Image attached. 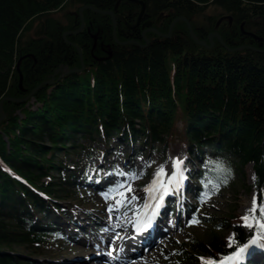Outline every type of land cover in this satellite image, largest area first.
<instances>
[{"label": "trees", "instance_id": "obj_1", "mask_svg": "<svg viewBox=\"0 0 264 264\" xmlns=\"http://www.w3.org/2000/svg\"><path fill=\"white\" fill-rule=\"evenodd\" d=\"M143 1L151 19L164 14L160 27L164 33L174 18L183 15L198 38L207 42L210 32L218 31L230 47L246 44L242 23L245 30L264 38V0ZM116 2L0 0V100L27 96L61 64L79 67L77 50L62 39L64 31L78 27L79 16L71 13L76 14L83 5L113 10ZM68 5L72 11L65 15L67 23L52 18ZM126 5L139 7L123 0L118 12ZM209 10L214 13L207 15ZM83 15L86 22L95 20L93 32L100 29L104 42L111 46L112 58L62 79L52 90L42 86L33 96L39 104L35 110L28 102L3 104L0 264H36L19 255L32 256L47 246L48 235L35 228L42 225L35 223L36 214L48 216L54 201L75 198L72 187L80 179L79 167L88 172L92 166L72 161L71 153L86 147L80 139L131 137L143 140L164 157L167 151L199 157L205 147H211L231 158L229 164L242 178L246 177L245 167L252 163L255 185L264 197V52H228L217 40L211 49L200 46L183 21L174 26L182 34L173 31L171 38H161L146 48L120 46L114 41L109 16L91 10ZM225 15L233 18L232 24L224 20L216 28L217 20ZM200 17L203 22L197 24L195 19ZM124 18L133 22L136 15L131 12ZM34 21L35 36L22 40ZM75 37L78 44L92 45L89 35L84 40ZM118 39H122L119 29ZM26 55L30 56L20 64L26 89L22 91L16 64ZM58 154L64 158L57 161ZM46 177L50 180L45 181ZM227 220L228 225L233 221L231 216ZM233 229L239 242L244 239L240 227ZM220 240L214 236L206 244L199 243V248L205 254H221L226 249ZM186 259L195 264L192 255L187 254Z\"/></svg>", "mask_w": 264, "mask_h": 264}, {"label": "rangeland", "instance_id": "obj_2", "mask_svg": "<svg viewBox=\"0 0 264 264\" xmlns=\"http://www.w3.org/2000/svg\"><path fill=\"white\" fill-rule=\"evenodd\" d=\"M67 11H72L71 6L68 5L67 8L65 7L64 9H59L58 11H56L55 13L52 14V18L55 20H60L63 24H65V23H67L66 17H65ZM213 13H214V10H209L207 12V15L213 14ZM163 21H162V23H163ZM195 21L197 24H201V22H203V17L202 18L201 17L196 18ZM128 23L132 24V22H128ZM119 24H121V26L124 28V25L122 24V22ZM121 26H119V28H122ZM169 26H170V24H169ZM160 27L157 29L160 30ZM36 29H37V22L34 21L31 28L22 37V40H25L31 36H35ZM179 29L180 28L174 29V27H173L172 31L181 32ZM162 31H163V29L161 30V32ZM216 32H218V31H216ZM147 33H151V32H147ZM178 34H182V32L178 33ZM147 35H150V34H147ZM172 35H173V33H172ZM219 35L222 37V35L220 33H219ZM100 40L104 41L103 37L101 39H99V41ZM214 41H216L215 38H214ZM246 44L250 45L249 42H246ZM52 89H53L52 86H50L48 90H52ZM35 101H36V99L33 97L27 103L28 105H31V109H33V110H35L39 105ZM20 116L23 117L21 115V113H20ZM79 142L80 143H88L87 140L84 141L83 139H80ZM96 143L99 144L100 142H96ZM96 143L93 144L94 147L96 146ZM66 144L69 145L68 140L66 141ZM130 145L121 143L119 141L114 143V145H113V148L116 151L127 150V152L129 154L131 153V151H136V153H138V155L135 156V158L131 160L132 166H133L131 172L135 173L138 178L133 179L132 176H130V175L129 176L128 175H122L119 178L120 184H122V182H121L122 177L125 178L124 185H126L128 183L132 184L131 189H130V200H127V202L122 203V204H128L129 203V205H131V207H129L127 209L128 211L127 210L124 211V213L127 216L131 213L132 214L136 213L135 209H136V207L139 206L137 198L132 199V197L135 196V189L137 187L143 186L145 184V182L148 183L150 177L151 178L153 177V174L156 172L157 168L161 164H164L165 169L168 170V172L166 174H170V172L172 170L173 158H179L182 161L185 159L184 156L180 157V155H175V154L173 155V154L167 153L169 156V159L164 160L163 157H160L158 155H155V157H153L151 151H149L145 146H141L140 143L133 145L132 148ZM71 156H72L71 157L72 161H74L76 153L74 152V156L73 155H71ZM63 158L64 157L62 156V154H58L56 156L57 161H59ZM120 159L121 160H119L118 156H113L110 158L109 163H117L118 165H123L122 161L126 162V159L124 157H121ZM185 161H183L184 166L183 165L182 166H183V168L186 169L187 168V166H186L187 162L185 163ZM129 168H130V166L127 165V166H125V168L123 167L122 169L127 171ZM245 173H246V177L243 179H241V178L236 179L233 187L230 190L225 191L222 194V196L217 200L215 207L211 208V210L209 211L213 215V217L216 219V222L214 220L213 224H207L205 226H198L195 229L190 230V231L189 230L181 231V229H180L179 231L170 235V237L167 240L168 243L166 244L165 247L157 248V249L153 250L152 252H150L148 254L147 258H144L141 261L135 262L132 264H177V259L175 257L177 249L184 250V251H191L194 248L196 241H199V240L205 241L206 240L205 242H207V240L210 238V236L214 232H219L222 236H225L227 238L229 235H232V233L230 232L231 230L227 227V224L224 222V220H226L225 218H227L229 216L228 215L229 213L233 212L230 214V216L234 215L233 216L234 218H239L238 221H241V217L245 214L246 210L251 207L252 197H253V194L255 193L253 188L248 190V187L253 183V179H254V173H253V169H252L251 165H247L245 167ZM99 174H101V173H99ZM121 191H123V190L121 189ZM85 195H88V194L85 193L84 196ZM118 198L119 197L115 196V195L110 196L109 197L110 205H105L103 203L105 201L102 200L101 196L93 194V195H91V198L88 201L89 204L85 205V206L88 207L90 211L105 210L106 208H107V211H110V208L117 206L116 201ZM101 216H102V214H101ZM116 217L118 218V215H116ZM63 220H65V218ZM241 223H240V225L243 228H245L246 230H251L247 226H245L242 221H241ZM217 224H223L224 229L218 230ZM112 225H114V224H112ZM189 233H191V234H189ZM153 242H154V239H153ZM49 246L50 247H48L47 250L44 249L41 254L35 255L33 257L35 259H37L42 264H47V263L48 264H58V262H62L61 264H66V261H67V264H76V263L77 264H86V261L83 260L82 257L77 258L73 262L69 261L71 257H76L78 255V253L76 251H77V249H79V247H77L76 249L73 250V248L69 247L70 245H64V244H58V243H53L52 245H49ZM206 254L209 257L213 256V254L210 252H208ZM85 255L86 254H83V256H85ZM89 264H90V262H89Z\"/></svg>", "mask_w": 264, "mask_h": 264}, {"label": "water", "instance_id": "obj_3", "mask_svg": "<svg viewBox=\"0 0 264 264\" xmlns=\"http://www.w3.org/2000/svg\"><path fill=\"white\" fill-rule=\"evenodd\" d=\"M121 1L123 0H117V2L114 5L113 10L111 9H107V10H103V9H99L93 5H83L82 7H80L78 9V12L76 13L77 16H79L80 19V25L78 27H76L75 29H71V30H66L62 33V39L64 40V43L67 44L68 46H72L74 47L77 52H78V60L80 63L79 67H69L68 65L65 64H61L59 65V67L55 68L54 71L52 72V74L50 75V77L41 82L40 84H38L27 96L23 97V98H15V97H10V96H5L0 100V122H2L5 118H6V114L4 113L3 110V104L5 101H10L13 103H24L27 102L29 99L33 98L34 94L36 93L37 90H39L42 86L46 85V86H52L54 84H56L57 82L61 81L63 78L74 75V74H78L81 73L82 71L85 70V68L87 67L88 62H104L107 61L108 59L112 58L113 56V51L111 49V46L108 45L104 50H105V55L103 58H98L97 56H100V54L98 53L97 50H94V48L96 47L97 44V35H93L92 36V45H81L78 44V42L73 39V37H77L79 35H81L84 27H85V18H84V12L86 10H91L97 14H102V15H108L111 18V24H112V35L114 38V41L116 42L117 45L120 46H128V45H135L138 46L140 48H146L149 43H150V39L146 36L147 32H152L154 33L157 37L153 40V42L155 41H159L160 38H165V39H169L172 36V30L174 25L179 22V21H183L185 22L186 26H187V30L189 32L190 37L193 39V41L201 46H206L211 48L214 45V38H217L219 40V42L225 46L227 48V50L229 52H235V51H241L243 49H251L253 51H257V52H264V49L262 48L264 45V38L260 37L252 32H248L244 30V24L242 23L241 25V32L243 35L249 36L251 37L253 40H256L259 42L258 46H254V45H241V46H237L234 48H230L228 47L224 40L222 39V37L219 35L218 32L213 31L208 35L209 38V42L210 44L208 45L207 42L205 40L199 39L194 31V28L190 22V20L188 18H186L185 16H178L175 19H173V21L170 23L169 26V30L167 33H162L160 32L158 29L156 28H149V26H151L152 22L151 21H147L143 24V27H148L147 29H145L141 35H142V40L144 41V43H141L139 40L131 38V39H127L125 41H120L118 39L117 36V17L115 14V11L118 9ZM130 1L132 3H136L140 6V12L137 16L136 22L134 24H129L126 19L124 18L123 21L125 24H127L130 28L134 29L137 26H139L140 21L143 18V15L145 13V9H146V4L143 0H127ZM164 14L160 13L158 15V17L156 18V24H159V22L161 21V19L163 18ZM229 20V22H232V17L231 16H222L216 23V27H218L220 25V23L223 20ZM120 23V22H119ZM96 33V32H94ZM75 37V38H76ZM122 37V36H121ZM123 38V37H122ZM94 50V51H93ZM27 56L30 55H26L22 58H20L17 62V71L19 72V86L21 88L22 91H26V89L23 87V74L21 73L20 70V64L23 58H26Z\"/></svg>", "mask_w": 264, "mask_h": 264}, {"label": "snow or ice", "instance_id": "obj_4", "mask_svg": "<svg viewBox=\"0 0 264 264\" xmlns=\"http://www.w3.org/2000/svg\"><path fill=\"white\" fill-rule=\"evenodd\" d=\"M183 161L179 158H173L172 170L170 174L165 169L164 164H161L156 172L153 174L152 180L148 185L144 186L145 192L149 194L151 199L155 201V208L160 206V203L163 200L164 195L167 192L172 191V185L180 186L181 182L185 179ZM221 167H223L221 165ZM122 175H130L133 179L138 178L135 173L128 172L122 173ZM227 181H225L226 183ZM124 188V184H115L113 185L108 192L102 193L106 198L109 196L115 195L119 198L117 199V205L127 202L128 197L124 195V192L121 189ZM131 189V185L127 186V190ZM137 197L133 196L132 199ZM153 209V213L155 212ZM257 211H259V216H257ZM154 219V215H146L140 217L138 214L137 221L133 225L137 231H143L144 229L151 226V222ZM241 221L249 229H254L250 234V237L244 242H238L235 239L236 233L229 235L228 247L231 248L235 245L234 250L229 251L226 255H222L219 259L214 257H204L201 256L200 260L204 264H241V261L245 260L246 257H250L255 249H264V199L259 200L257 194H253L251 207L248 208L245 214L241 217ZM193 222H197L196 217H193Z\"/></svg>", "mask_w": 264, "mask_h": 264}, {"label": "flooded vegetation", "instance_id": "obj_5", "mask_svg": "<svg viewBox=\"0 0 264 264\" xmlns=\"http://www.w3.org/2000/svg\"><path fill=\"white\" fill-rule=\"evenodd\" d=\"M133 4H136V3H133ZM138 5V4H137ZM139 6V5H138ZM118 10L119 9H117L116 11H115V14H116V17H117V23H118V26H117V28L121 31V35H122V40L123 41H125V40H127V39H131V38H134V39H137V40H139L141 43H144V41L142 40V35H141V33L145 30V29H147L148 27H143V24L145 23V22H147V21H151L152 22V24H151V26H149V28H159L160 26H161V23H162V21L165 19V16H163V18H162V20L159 22V24H156V22H155V20H153V19H151L150 17H149V15H147L146 13H144V15H143V18H142V20L140 21V24H139V26H137L136 28H134V29H132V28H130L127 24H125L124 23V21H123V19H124V16L125 15H130V13L132 12L134 15H136V19H137V16H138V14H139V12H140V6L139 7H137V8H134V7H131L130 5H126V6H124V10L123 11H121V13L120 12H118ZM145 11H146V9H145ZM72 15H76L75 13H71ZM108 16V15H107ZM75 18V23L77 24V17H74ZM79 18V17H78ZM136 19L134 20L135 22H136ZM132 22V24H134L135 22ZM94 23H95V20L93 21ZM93 22H86L85 21V27H84V29H83V31H82V33H81V35H79V36H77V37H80L81 36V40H84L85 38H86V36L87 35H89L91 38H92V36L93 35H97V39H96V41H97V44H96V47L94 48V50H97L98 51V53L100 54V56H97L98 58H103L104 57V55L106 54L105 53V48L108 46V44H106L104 41H102V40H100L99 41V39H101L102 37H101V35H100V33H101V31H100V29H98L97 31H96V33H94L93 32V30H94V28H95V26H94V24H93ZM119 22H122V24L124 25V28L122 27V28H119V26H120V24H119ZM129 24H131V23H129ZM80 25V21H79V24H78V26ZM147 34H150V35H147ZM146 36L150 39V43H149V45H151V44H153V43H155V42H153V40L156 38V35L154 34V33H146ZM93 39V38H92ZM246 40H249V39H246ZM94 43V42H93ZM249 43H252V42H249ZM253 44H257V42H253ZM148 45V46H149ZM258 45V44H257ZM93 50V51H94ZM102 54H104V55H102ZM98 62H88V64H87V67L86 68H91L92 69V67L95 65V64H97ZM95 67V66H94ZM93 67V68H94Z\"/></svg>", "mask_w": 264, "mask_h": 264}, {"label": "bare ground", "instance_id": "obj_6", "mask_svg": "<svg viewBox=\"0 0 264 264\" xmlns=\"http://www.w3.org/2000/svg\"><path fill=\"white\" fill-rule=\"evenodd\" d=\"M220 24H221V23H220ZM10 97H11V96H10ZM21 98H22V97H21ZM98 175H99V177H102V176H100V175H103V173L98 174ZM123 192H124V195H125V196H127L128 198L130 197V195H129L130 190H127V186L123 188ZM104 220H106V219H104ZM113 226L116 227L115 225H113Z\"/></svg>", "mask_w": 264, "mask_h": 264}]
</instances>
